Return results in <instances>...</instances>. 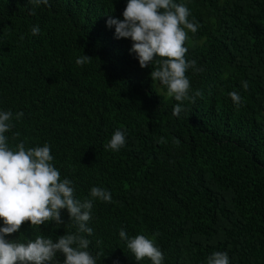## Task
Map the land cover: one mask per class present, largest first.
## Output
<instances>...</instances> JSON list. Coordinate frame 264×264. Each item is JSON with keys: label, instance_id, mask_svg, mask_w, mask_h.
I'll use <instances>...</instances> for the list:
<instances>
[{"label": "trees", "instance_id": "obj_1", "mask_svg": "<svg viewBox=\"0 0 264 264\" xmlns=\"http://www.w3.org/2000/svg\"><path fill=\"white\" fill-rule=\"evenodd\" d=\"M175 2L199 25L183 46L199 69L185 73L189 95H200L178 117L150 78L156 65L140 68L131 41L105 27L109 15L122 18L125 0H49L31 15L27 0H0V110L23 112L8 146L46 142L75 198L92 186L111 194L93 202L87 222L95 264H149L133 261L121 228L152 239L163 264H203L213 251L229 264H264V0ZM82 54L91 58L77 66ZM117 129L124 147L106 150ZM61 217L62 225L24 221L6 238L55 241L75 231L66 210Z\"/></svg>", "mask_w": 264, "mask_h": 264}, {"label": "clouds", "instance_id": "obj_2", "mask_svg": "<svg viewBox=\"0 0 264 264\" xmlns=\"http://www.w3.org/2000/svg\"><path fill=\"white\" fill-rule=\"evenodd\" d=\"M49 0H27L29 14L33 8ZM122 18L109 15L105 27L113 30V38H126L131 41L128 49L140 68L154 63L150 71L151 80L157 81L166 90V95L177 103L172 106V116L178 117L185 110V101L200 95L195 90L189 95V79L185 75L188 69L195 68V61L184 58L183 46L187 32L195 33L198 23L189 20V10L175 0H125L121 12ZM40 29L32 26L30 33L36 35ZM84 54L75 59L80 66L89 60ZM247 82L241 88L246 90ZM233 105L243 103L236 91L228 93ZM23 112L0 110V264H57L54 257L59 252L63 259L60 264H95V258L88 251L92 228L88 226L94 201L111 202V194L104 188L92 186L88 198L79 200L74 196L72 182L60 178L53 166V156L49 145L25 148L23 140L8 146L5 133L13 127V120H19ZM13 133V137H15ZM126 133L114 130L104 144L106 150L113 152L124 147ZM61 210H66L75 231L57 236L53 241L48 236L37 235L32 240L19 242L6 237L16 232L22 222L29 225H41L52 222L62 225ZM83 234V235H82ZM119 239L124 242L133 261L146 258L149 264H163L164 256L153 240L145 235L128 236L123 228L118 230ZM203 264H229L225 251H213L207 255Z\"/></svg>", "mask_w": 264, "mask_h": 264}]
</instances>
